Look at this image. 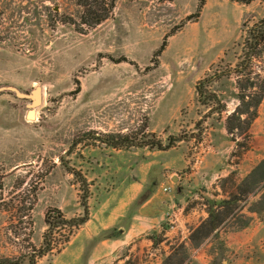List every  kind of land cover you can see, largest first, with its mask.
Masks as SVG:
<instances>
[{"label":"rangeland","instance_id":"rangeland-1","mask_svg":"<svg viewBox=\"0 0 264 264\" xmlns=\"http://www.w3.org/2000/svg\"><path fill=\"white\" fill-rule=\"evenodd\" d=\"M201 1L116 0L81 32L78 0H0V86L42 87L34 117L0 93V264L53 217L36 264L79 231L126 241L92 264H264V0Z\"/></svg>","mask_w":264,"mask_h":264},{"label":"trees","instance_id":"trees-1","mask_svg":"<svg viewBox=\"0 0 264 264\" xmlns=\"http://www.w3.org/2000/svg\"><path fill=\"white\" fill-rule=\"evenodd\" d=\"M203 1H201V3L203 4ZM236 1H240L243 3H249L253 0H236ZM115 3L116 0H78V4L83 8V11L81 13V20L79 23H76L75 21H73V23L76 25V28L82 32V30H84V26L87 27H95L96 25L102 23L104 20H106L107 18L110 17V15L113 12V9L115 7ZM201 6V5H200ZM198 14H195L193 16H190V18L197 16ZM73 20V19H70ZM264 26V22L262 23V26ZM256 36V35H255ZM257 39L259 38V35H257L256 37ZM166 46V40H164L161 49L163 50ZM199 88V87H198ZM176 140L172 137L169 138V143L165 146H163V144L160 141H154V140H149V141H144L147 142L153 146H157L159 149H164V148H169L170 144L173 143V141ZM110 144H113L115 146L118 145H133L134 142L131 141L130 143H127L126 141L123 140L120 142H109ZM89 218V211L88 208L86 207L85 212H84V216L77 220L73 225L74 226H79L83 223H85ZM73 222L71 220H64V219H60V218H56L53 217L52 221H48V231L45 233L44 235V247L42 249H40L39 251H36L34 253H28L26 255H24V257L22 258L23 260L26 258L28 260V264H36L37 263V257H41L44 256L45 254H47L49 251L52 250V242H51V235H52V231L54 229H56L59 226H63L66 225L67 223ZM7 261V260H5ZM18 263H7V264H19ZM6 264V263H5Z\"/></svg>","mask_w":264,"mask_h":264},{"label":"crops","instance_id":"crops-1","mask_svg":"<svg viewBox=\"0 0 264 264\" xmlns=\"http://www.w3.org/2000/svg\"><path fill=\"white\" fill-rule=\"evenodd\" d=\"M116 222H117V219L115 216L106 217L103 224L101 225L102 226L101 230H107L108 228H113ZM120 230H122V228ZM129 231H132V228H129ZM82 232H85V231H79L77 236H79V234H81ZM86 232L87 234H86L85 239H88L91 237L94 238L95 236L100 235L102 232L107 233L108 231H86ZM123 235L125 237L127 234H123ZM76 238H74L73 240L75 241ZM73 240H71L69 242V245L62 251V253H60V254H66L65 255L66 259H68L69 261L68 264H92V262L93 261L96 262V260H94L95 255L93 256L89 255L90 252L93 253V252H96L97 250H102L105 252V254L110 255L112 254L113 250H115L121 244L126 242L124 238L121 236L106 235V236H103V238L100 240L99 245H95L92 250L87 251L86 247H84L83 245L80 248L72 249V246L74 243Z\"/></svg>","mask_w":264,"mask_h":264},{"label":"water","instance_id":"water-1","mask_svg":"<svg viewBox=\"0 0 264 264\" xmlns=\"http://www.w3.org/2000/svg\"><path fill=\"white\" fill-rule=\"evenodd\" d=\"M4 91H10L20 98L30 99L31 103L29 104V107L31 109L28 113V116L34 117L36 115L35 108L42 103V87L38 86L29 90L28 92H23L17 87L12 85L0 86V93Z\"/></svg>","mask_w":264,"mask_h":264},{"label":"built area","instance_id":"built-area-1","mask_svg":"<svg viewBox=\"0 0 264 264\" xmlns=\"http://www.w3.org/2000/svg\"><path fill=\"white\" fill-rule=\"evenodd\" d=\"M167 189V188H166Z\"/></svg>","mask_w":264,"mask_h":264}]
</instances>
